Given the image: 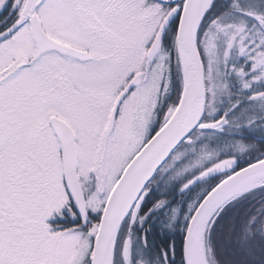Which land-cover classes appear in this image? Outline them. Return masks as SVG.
<instances>
[{
	"label": "snow or ice",
	"instance_id": "6c2138e0",
	"mask_svg": "<svg viewBox=\"0 0 264 264\" xmlns=\"http://www.w3.org/2000/svg\"><path fill=\"white\" fill-rule=\"evenodd\" d=\"M211 2L0 0V264H149L133 261L131 235L117 247L121 223L147 215L141 203L158 170L178 176L215 155L197 146L200 133L192 130L228 123L227 112L218 120L203 116L216 112L215 97L228 91L233 50L250 65H231L244 89L264 80V6L232 0L199 35ZM170 18L182 89L149 132L162 83L168 86L162 35ZM189 57H198L204 74L203 102L188 90ZM251 99L264 102V91ZM233 164L226 158L198 175ZM256 187H264V155L189 205L182 264H222L211 226L227 203ZM65 210L72 221L61 220ZM257 230L264 234V219L249 217L240 238Z\"/></svg>",
	"mask_w": 264,
	"mask_h": 264
},
{
	"label": "trees",
	"instance_id": "16d2710c",
	"mask_svg": "<svg viewBox=\"0 0 264 264\" xmlns=\"http://www.w3.org/2000/svg\"><path fill=\"white\" fill-rule=\"evenodd\" d=\"M250 1L251 3L247 0H243L241 4L243 5L244 3L245 6H248L259 2L258 0ZM260 4L264 6V0H261ZM231 5L232 0H221V3L219 0H214L212 7L203 21L199 35H203L204 31L209 28L214 16L220 17L223 13L228 11ZM3 14L4 13H0V15ZM235 17L239 18V16ZM245 19H247L249 23L254 22L250 17H245ZM175 32L176 23L173 18L166 32V41L169 42L170 48H172V46L174 47V50ZM221 48L223 49V46H221ZM171 68L172 71L175 70V90H173L175 93L172 94L169 101L171 102L172 100V104H174L182 89V72L177 61L175 66ZM235 99L236 98L230 100L232 101ZM230 100H227V96L223 98V101L228 107L230 106L227 101ZM242 101L243 100H239V107H249L241 111L246 113L245 117L251 113L253 107H264V103L260 101L250 100L249 102L248 99L244 100L245 102L243 103ZM165 109L166 108L163 106L161 110L165 111ZM240 113L237 116L238 123H241L242 119ZM252 113L258 121V123L255 122L257 135L264 138V119H261L264 117V113L259 112L258 114L253 111ZM207 115L206 113L205 118ZM162 118L163 116L161 120ZM232 128V134L198 130L193 133H200V141L197 146L206 144L209 150L214 152L215 155L205 160L202 165L189 169L191 170L190 175L196 174L204 168L211 167L214 163L226 158L238 159L241 167L252 162L247 160V157L243 154V150L239 148V145L243 144L244 141V138L240 136L241 133H243V128ZM260 145L262 146L264 144L261 143L259 146ZM253 156H255V154H253ZM185 159H187V157ZM189 170L178 176L174 175L171 169L158 171L154 179L148 184L149 191L144 197L141 207L143 205H148L142 214L144 215L145 212H148L149 264H152V262H154V264H164L165 252L168 253L167 264H182L183 241L186 234L185 229L188 224L187 215H190L189 205L202 196L208 186L218 182L224 177L223 175H218L184 190L182 189V185L188 180L186 179V173ZM195 170L196 172H194ZM161 199L165 200V203L160 207H153L156 201ZM148 209H151V211H148ZM249 217H255L257 224L260 223L261 219H264V187H258L227 203L216 217V222L211 226V242L222 264H264V234H261V232L257 230L246 239L240 238V224ZM62 218L71 219L72 216L68 213ZM91 218L94 220L96 218V213H91ZM128 236L129 235H125V237ZM123 241L124 239L119 241L118 238V248L122 246ZM173 251L175 255H173Z\"/></svg>",
	"mask_w": 264,
	"mask_h": 264
},
{
	"label": "flooded vegetation",
	"instance_id": "af4514ba",
	"mask_svg": "<svg viewBox=\"0 0 264 264\" xmlns=\"http://www.w3.org/2000/svg\"><path fill=\"white\" fill-rule=\"evenodd\" d=\"M219 1L221 3V0H219ZM241 1H243V0H241ZM247 1L251 3L250 0H247ZM258 1L261 3V0H258ZM177 2H179V0H177L175 3H177ZM175 3L169 2V4H175ZM243 5L245 6L244 3H243ZM240 15L241 14L238 12L235 13V16H240ZM217 17L218 16H214L212 18V20L216 19ZM251 19H253V18H251ZM253 21L255 22L254 19H253ZM168 43L169 42L166 41V34H165V36L163 38V42H162V47L169 52L168 63L171 65V67L172 66L174 67L176 64L175 50H174L173 46H172V48H170V45ZM230 57H233L232 58L233 60L228 59V61H227L228 66H231L232 64H236L237 66L244 65L245 68L250 66L248 63H246L245 58L241 55H238L235 50H233ZM171 72H172L171 75L168 76V78L170 80L169 81V89L165 93V95L161 96L160 99L158 100V103H157V106L155 109L154 118L152 119V121L149 125L150 126L149 132H151L153 129H155L159 126V124L161 122V117L164 116L168 107L173 103L172 100L170 102L169 99H171L172 94L175 93L173 91V90H175V70L172 71V68H171ZM225 80L227 82L229 81L230 84L233 83V85L230 86V94H228V99L229 100L233 99V98H236V99L232 100V101L231 100L228 101V104L230 107H227V108L232 109V110L222 111L213 117H210L207 115L206 118L204 117V120H218L221 116H225V113L227 112L226 120L228 121V123L226 125V130H224L223 132H226L227 134H232V130H233L232 127L243 128L242 129L243 133H241V135H240L244 138L243 145L245 147L243 148V154L247 157L248 161H254L255 159L259 158L261 155H264V145L259 146V144H261V143L264 144V138L257 135V130L255 128V122L258 123V121H257L256 117L253 116L254 114L252 113V111L257 112L258 114H259V112L264 113V107H260V106L253 107L251 109L252 110L251 113L245 117L246 113L241 112V111H242V109L249 108V107H247V106H243V108L239 107L240 102L235 107H233V105L235 104L236 101H239V100H243L242 103L245 102L244 100H247L245 97L249 98L248 99L249 102H250V100L257 101L258 99H251V97H252L253 93H255V92L264 91V80L253 82L252 86L248 89H244L242 87L241 80L238 76H236V74H234V75L233 74L232 75L226 74ZM163 106L166 108L165 111L161 110ZM239 113H240L241 118H242L241 123L237 122V120H238L237 116ZM261 119H264V117ZM198 131H202V130H198ZM214 132H220V131H214ZM199 141H200V135H198V138L196 140L197 145H198ZM253 154H255V156H253ZM236 160L238 162V166L235 170L242 168L240 161H238V159H236ZM194 172H196V170ZM231 172H227V173H224L222 175L226 176V175L230 174ZM190 174H191V172L186 173V179L189 180V179H192L193 177H196L199 174V172H197L196 174H192V175H190ZM146 207H148V205H143L141 207V212H140L141 216H143L142 213ZM73 219H74L73 217L71 219L61 218V220H68V221H72ZM125 235H131L132 236L131 253H132L133 261H135L136 259H138L140 257L146 258L148 260V212L142 221L137 219L134 223L129 224V218H127L126 221L124 222L123 226H122L121 231H120L119 241H121L122 239H125L126 238ZM145 241H146V243H145Z\"/></svg>",
	"mask_w": 264,
	"mask_h": 264
},
{
	"label": "water",
	"instance_id": "95a60500",
	"mask_svg": "<svg viewBox=\"0 0 264 264\" xmlns=\"http://www.w3.org/2000/svg\"><path fill=\"white\" fill-rule=\"evenodd\" d=\"M177 0H168V3H175ZM214 0H212L211 2V6L206 10V13L202 19V22H201V25H200V29H201V26L203 24V21L208 13V11L210 10V8L212 7V4H213ZM173 18H170L169 20V23L165 26V29H164V33L162 35V42H163V38L165 36V33L171 23ZM200 29H199V33H200ZM198 33V34H199ZM186 66H187V84H188V90L192 93V95L195 97L197 95H201V102H203V96H202V93H203V89L206 87L205 83H204V79H203V71L202 69L199 68V64H198V57L195 61H193L191 59V57H189L187 60H186ZM177 111L179 110V106H177ZM173 115H175V112H173ZM205 115V114H204ZM204 117V116H203ZM226 118V117H225ZM227 123H225L222 128H219V129H199V130H204V131H209V130H214V131H224L225 127H226ZM196 129H193L192 131L194 132ZM238 166V162L237 160L234 158V164L232 166L231 169H221L219 171H216V172H213L211 174H209L208 176L206 177H199V175L196 177V179L193 181V183L191 185L188 186L191 187L192 185H195L197 183H200L201 181L207 179V178H211V177H214V176H217V175H220V174H224V173H227V172H231L233 170H235ZM159 171V170H158ZM158 171L153 175V177L150 178L148 184L153 180V178L156 176V174L158 173ZM188 188H185V189H188ZM258 188V187H256ZM254 188V189H256ZM254 189H251V190H248L246 191L245 193L247 192H250ZM243 193V194H245ZM241 194V195H243ZM239 195V196H241ZM237 196V197H239ZM236 197V198H237ZM235 199V198H234ZM128 217H126L124 219V221L121 223V226H120V230L124 224V222L126 221ZM120 230H119V233H120ZM119 233L117 235V239H118V236H119Z\"/></svg>",
	"mask_w": 264,
	"mask_h": 264
},
{
	"label": "rangeland",
	"instance_id": "374dc122",
	"mask_svg": "<svg viewBox=\"0 0 264 264\" xmlns=\"http://www.w3.org/2000/svg\"><path fill=\"white\" fill-rule=\"evenodd\" d=\"M221 46H223V44H220V48H221ZM221 50H222V48H221ZM167 51V50H166ZM228 59H231V60H233L231 57H229ZM168 62V61H167ZM168 65H169V67H168V76L169 75H171V65L168 63ZM226 71H227V74H230V75H234V74H236V73H234V72H232L231 71V66H228L227 67V69H226ZM236 76H238L237 74H236ZM168 78V77H167ZM169 78H168V86H167V89H164V87H163V83H162V87H161V93H160V95H159V98H158V100L160 99V97L161 96H163V95H165V93L168 91V89H169ZM227 82V81H226ZM227 84H228V91H226V92H221V93H219L216 97H215V102H214V104H213V106L214 107H216V109H217V111L216 112H214V113H207L208 114V116H210V117H213V116H216L218 113H220V112H222V111H225V110H232V109H229V108H227L228 106L226 105V103L223 101V98L225 97V96H227V100H228V94H230V86H232L233 85V83L232 84H230L229 83V81L227 82ZM207 99H208V102L209 103H212V101H213V97L211 96V95H209L208 97H207ZM246 99H249V98H246ZM258 101V100H257ZM228 102V101H227ZM237 104H235V106H236ZM150 127V126H149ZM150 130V129H149ZM193 171V170H192ZM189 172H191V170H189L187 173H189ZM65 214L67 215L68 214V212H67V210H65ZM70 214V213H69Z\"/></svg>",
	"mask_w": 264,
	"mask_h": 264
},
{
	"label": "bare ground",
	"instance_id": "6f19581e",
	"mask_svg": "<svg viewBox=\"0 0 264 264\" xmlns=\"http://www.w3.org/2000/svg\"><path fill=\"white\" fill-rule=\"evenodd\" d=\"M186 190V189H185Z\"/></svg>",
	"mask_w": 264,
	"mask_h": 264
}]
</instances>
